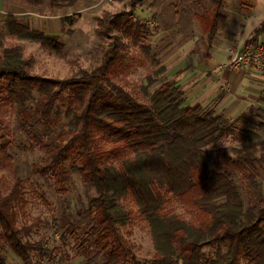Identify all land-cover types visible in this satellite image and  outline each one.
<instances>
[{
  "label": "trees",
  "instance_id": "16d2710c",
  "mask_svg": "<svg viewBox=\"0 0 264 264\" xmlns=\"http://www.w3.org/2000/svg\"><path fill=\"white\" fill-rule=\"evenodd\" d=\"M75 1L51 0L54 7ZM146 1L131 0L120 14L106 13L98 19L99 38L113 42L103 51L98 68L81 69L70 79L34 75L22 47H5L0 33V139L9 133L6 110L15 112L22 129L35 124L49 128L62 115L70 119L69 138L47 146L34 172L47 180L54 177L62 192L71 172L95 188L97 196L89 203L94 225L85 239L77 237L85 264H264V198L258 196L247 207L234 179L242 175L255 185L254 176L264 170V154L255 142L260 138L242 132L240 150H212L216 168L209 171L206 163L209 148L235 136L244 117L230 122L204 107H186L183 92L169 83L156 93L153 105L142 104L111 80L121 55L120 38L113 32L138 44L146 27L133 23L131 13ZM225 1L213 0L212 11L199 18L207 51L226 22ZM5 27L19 40L63 49L56 38L31 29L14 15H8ZM263 31L264 26L257 33ZM251 126L264 134V122ZM8 144H0L1 153ZM166 193L180 201L191 220L162 214ZM127 200L150 226L156 251L151 260L140 261L134 246L121 235V227L130 220L121 204ZM23 204L21 178L14 179L6 195L0 183V242L24 264H32L31 255L38 248L23 241L17 224L16 207ZM37 225L24 231L30 233ZM4 244L0 243V264H6ZM99 257L105 261L98 263Z\"/></svg>",
  "mask_w": 264,
  "mask_h": 264
},
{
  "label": "rangeland",
  "instance_id": "374dc122",
  "mask_svg": "<svg viewBox=\"0 0 264 264\" xmlns=\"http://www.w3.org/2000/svg\"><path fill=\"white\" fill-rule=\"evenodd\" d=\"M130 1L76 0L66 7H54L51 0H0V33L5 47H22L24 57L32 61L34 75L70 79L81 69L91 72L102 64L103 51L113 40L99 38L98 19L106 13L120 14L129 8ZM212 9L213 0H148L139 5L131 13V19L133 23L146 27L142 40L136 44L121 32H113V36L120 38L121 55L111 73L112 82L138 102L150 106L165 83L178 87L183 92L185 106L191 108L203 102L204 96L211 97L208 94L212 92L211 100L204 103V108L219 115L215 105L222 92L219 79L212 72L206 75L205 72L209 71H199L202 70L200 63L210 62V53L206 56V35L199 18L205 17ZM223 11L228 21L219 30L215 41L218 49L213 53L217 55L213 57L220 63L221 72L232 52H239L252 43L253 32L248 26L250 28L257 13L264 11V0H226ZM10 14L31 29L56 38L63 49L54 51L39 43L11 36L5 27ZM253 75V80L264 87L263 76ZM211 81L214 84L208 87ZM4 116L9 133L5 139H0V144L8 141L9 144L5 153L0 152L1 190L6 195L16 177L23 182L24 204L22 208L16 207L17 224L23 231V241L38 248L31 255L32 264H85L77 237L85 239L94 225V210L89 203L97 196L95 188L71 172L65 192H62L54 177L47 180L34 172L46 156L47 146L69 138L70 119L62 115V118H54L49 128L35 124L32 128L22 129L13 110H6ZM243 117V121L237 124L235 136L209 148L206 154L209 171L216 168L212 150H240L242 132L258 136L260 139L255 142L259 144V153L264 154V143H261L264 134L251 126V122H264V100L255 102ZM237 119L228 120L235 122ZM67 168L71 171L70 164ZM234 179L247 207L258 196L264 198V170L254 176L255 185L243 180L242 175L234 176ZM121 204L130 213V220L121 227V235L134 246L140 261L153 259L156 251L146 218L129 200ZM162 214H178L187 220L192 219L191 213L172 193L165 194ZM34 223L38 224L37 227L26 234L24 228ZM0 243L4 244L3 241ZM204 251L210 252L208 249ZM2 253L6 264H24L5 244ZM104 261L103 257L97 258L98 263Z\"/></svg>",
  "mask_w": 264,
  "mask_h": 264
},
{
  "label": "crops",
  "instance_id": "0c3cea01",
  "mask_svg": "<svg viewBox=\"0 0 264 264\" xmlns=\"http://www.w3.org/2000/svg\"><path fill=\"white\" fill-rule=\"evenodd\" d=\"M255 16L256 19L253 20L255 22L254 23L253 21L251 22L250 28L248 26V29H250V31L253 32L252 43L253 44L264 43V31L257 33V31L264 26V11L262 13H257ZM227 21L228 18L226 16V22L223 25H225ZM217 36L215 37L211 49L206 52V56H208V53H210L209 55L210 62L208 61V63L207 62L200 63L201 65L200 67L202 70L199 71L203 73L202 71L207 70L209 72H205L206 75L213 73L219 79L218 86L222 88V92L220 94L219 99L215 103V105L217 106V113L224 115L226 119H234V118L237 119L239 117H243L244 113H246V111H248V109H250V107L254 105L255 102L258 101L260 103L264 100V92H263L264 87L262 84H259L258 82L253 80V76H254L253 74H260L259 72L253 69L231 71L227 68L229 60L225 66V70H223L222 72L219 71L220 63L216 61L215 58L213 57V56H217L216 54H213L218 49L215 48V41L217 39ZM226 45L227 44H225L224 47ZM211 59H214V62H212ZM195 72L198 71L196 70ZM213 84L214 83H212L211 81L208 87H211ZM211 93L208 95L212 97ZM211 97L204 96L202 99L203 102L199 103L196 107L198 106L204 107V103L210 102L209 100H211Z\"/></svg>",
  "mask_w": 264,
  "mask_h": 264
},
{
  "label": "built area",
  "instance_id": "2783aa9c",
  "mask_svg": "<svg viewBox=\"0 0 264 264\" xmlns=\"http://www.w3.org/2000/svg\"><path fill=\"white\" fill-rule=\"evenodd\" d=\"M227 68L231 71L253 69L264 78V43H251L239 52H232Z\"/></svg>",
  "mask_w": 264,
  "mask_h": 264
}]
</instances>
